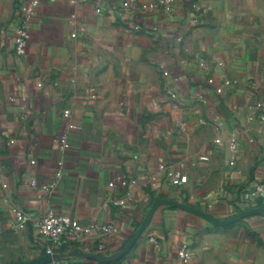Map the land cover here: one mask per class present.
<instances>
[{"label": "crops", "instance_id": "obj_1", "mask_svg": "<svg viewBox=\"0 0 264 264\" xmlns=\"http://www.w3.org/2000/svg\"><path fill=\"white\" fill-rule=\"evenodd\" d=\"M30 1L0 0V264L45 253L36 222L49 211L113 228L68 236L57 252L106 254L158 198L218 218L249 208L244 191L264 188V0H175L170 17L159 0L127 9L124 0H40L16 55L19 7ZM58 170L49 191L31 187ZM178 173L187 183L172 184ZM16 207L30 216L23 229ZM184 242L189 264H264V216L215 226L160 206L119 259L50 264H184Z\"/></svg>", "mask_w": 264, "mask_h": 264}, {"label": "built area", "instance_id": "obj_2", "mask_svg": "<svg viewBox=\"0 0 264 264\" xmlns=\"http://www.w3.org/2000/svg\"><path fill=\"white\" fill-rule=\"evenodd\" d=\"M137 0H124L122 2V8L127 9L132 3L136 2ZM40 0H31L28 5H24L19 7L20 14L17 18V24L15 29V35H14V41H13V50L16 55H22L25 53L26 49V43L27 39L29 37L28 28H27V21L30 17V14L34 7H36L39 4ZM160 5L165 9L166 15L170 17L172 15L173 6L175 3V0H159ZM187 23L189 25H197L199 23V17L195 15H190L187 17ZM137 29L138 27L135 26ZM75 36V34H72ZM176 40H181L180 36L176 37ZM210 82H212V79H209ZM225 84H230V80H225ZM37 86H41L40 82H37ZM217 92H222V89H218ZM256 106L260 108V111L257 113V121L260 124V130L264 134V103L263 102H257ZM69 114L68 110L64 111V115L67 116ZM249 119H253L252 116H249ZM216 142H219V139L215 140ZM14 141L12 139L8 140V144H12ZM236 138L232 136L229 141L228 145L229 148L234 151L236 149ZM263 147H264V139H263ZM236 161L234 153H230L228 156L227 162L228 165H234ZM31 163H34V160L30 161ZM60 177V170H58L56 177L54 181L51 182V184H38L35 179H31L30 185L34 189H40L43 191H49L54 184L56 183L57 179ZM117 182L122 185L126 186L128 183L133 182L129 181L125 177H118ZM187 183V177L184 174H176L172 178V184L179 186ZM110 185H113V182L110 183ZM258 199L264 200V188L262 186H256L254 188L248 189L244 191L242 195V203L244 205H252L254 204ZM12 212L15 216V226L17 228L23 229L26 227L28 221L30 220V216L22 211L19 208H13ZM37 229L39 234L44 238L46 241V249L45 252H57L62 247L65 246L67 242V237L71 235H80V234H87L91 231H98L103 233H110L112 232V229L109 225H100L96 223H92L88 225L87 227H81L79 226L74 220H72L69 216L66 215H59L55 214L53 212H48L46 215H44L42 218H40L37 222ZM153 241L154 239L151 238ZM98 250H102L101 245H98ZM178 256L182 260L184 264H189L191 259V250L187 243H183L179 250H178Z\"/></svg>", "mask_w": 264, "mask_h": 264}, {"label": "water", "instance_id": "obj_3", "mask_svg": "<svg viewBox=\"0 0 264 264\" xmlns=\"http://www.w3.org/2000/svg\"><path fill=\"white\" fill-rule=\"evenodd\" d=\"M160 206H168V207H174L177 209L184 210L215 226H227L236 221H239L241 219H244V218H247L253 215L264 216V207L253 206V207L244 209L242 211L236 212L234 214H231L225 218H218L190 204L177 201V200H173V199H168V198H158L149 205V208L147 212L145 213L144 217L140 221L137 228L133 231V233L127 239L125 244L119 250L113 253H106V254L87 253V252L78 251V250L52 252V253L45 252L43 255H41L38 258L29 260V261H24L21 263H16V264H50L58 260L70 259V258H85V259L96 260L99 262H111V261L117 260L130 250V248L133 246L135 241L138 239V237L142 234L144 229L150 223L155 211Z\"/></svg>", "mask_w": 264, "mask_h": 264}, {"label": "trees", "instance_id": "obj_4", "mask_svg": "<svg viewBox=\"0 0 264 264\" xmlns=\"http://www.w3.org/2000/svg\"><path fill=\"white\" fill-rule=\"evenodd\" d=\"M251 206H260V207H264V200L263 199H258L254 204L252 205H247V207H251ZM244 209H237V212L242 211ZM63 250V247L61 248Z\"/></svg>", "mask_w": 264, "mask_h": 264}]
</instances>
